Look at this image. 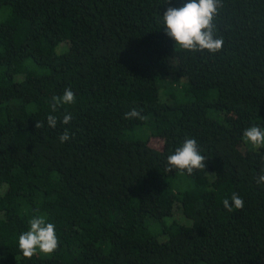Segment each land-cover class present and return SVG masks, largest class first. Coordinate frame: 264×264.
I'll return each mask as SVG.
<instances>
[{"label": "trees", "instance_id": "obj_1", "mask_svg": "<svg viewBox=\"0 0 264 264\" xmlns=\"http://www.w3.org/2000/svg\"><path fill=\"white\" fill-rule=\"evenodd\" d=\"M187 2L0 0V264H264V148L243 139L264 128V0H220L215 54L165 35ZM65 88L76 102L53 112ZM188 138L206 167L180 188L167 157ZM233 194L244 207L228 211ZM34 216L59 247L29 259Z\"/></svg>", "mask_w": 264, "mask_h": 264}, {"label": "clouds", "instance_id": "obj_2", "mask_svg": "<svg viewBox=\"0 0 264 264\" xmlns=\"http://www.w3.org/2000/svg\"><path fill=\"white\" fill-rule=\"evenodd\" d=\"M220 0H189L182 7L169 6L162 16V25L167 37L175 42V46L191 52H203L215 54L222 49L223 38H215V24L213 23ZM76 102L75 93L70 88H65L62 95L52 97L51 109L53 112L63 105H72ZM125 119H140L146 117L133 108L124 114ZM47 124L50 128L57 125V117L49 114ZM73 119L72 115L65 114L62 123L67 125ZM43 127L42 122H36V128ZM70 139L69 132L65 130L60 136V143ZM243 139L253 148H264V129L251 126L244 130ZM206 157L203 156L195 139H185L182 146L175 149L174 154L167 157V170H177L180 174L192 175L194 171L205 169ZM258 184H264V169L257 178ZM223 200V206L228 211L233 208L239 210L244 207V200L237 194ZM29 230L21 233L18 238L19 250L25 258H31L34 254H53L59 247V240L55 232V225L46 222L44 216H34L29 221Z\"/></svg>", "mask_w": 264, "mask_h": 264}, {"label": "rangeland", "instance_id": "obj_3", "mask_svg": "<svg viewBox=\"0 0 264 264\" xmlns=\"http://www.w3.org/2000/svg\"><path fill=\"white\" fill-rule=\"evenodd\" d=\"M5 11H6V6L3 5L0 8V19H2L4 17ZM59 45L56 47L57 50L61 48V46H59ZM149 129H150V125H148V124L136 125L130 129L126 130L125 133L129 136H132V137H143L146 135V133L148 132ZM177 176H180L182 178V180L179 181L178 180L179 177H176L174 179V184H173L174 186L181 188V187H187V186L192 184V179L190 177L186 176L185 174L178 173ZM175 212H176V215H179V209L176 208Z\"/></svg>", "mask_w": 264, "mask_h": 264}]
</instances>
